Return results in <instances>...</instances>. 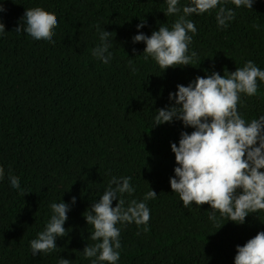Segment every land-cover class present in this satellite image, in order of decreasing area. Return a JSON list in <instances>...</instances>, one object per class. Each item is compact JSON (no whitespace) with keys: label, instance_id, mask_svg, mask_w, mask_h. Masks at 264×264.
Returning a JSON list of instances; mask_svg holds the SVG:
<instances>
[{"label":"trees","instance_id":"trees-1","mask_svg":"<svg viewBox=\"0 0 264 264\" xmlns=\"http://www.w3.org/2000/svg\"><path fill=\"white\" fill-rule=\"evenodd\" d=\"M189 0H180L179 6ZM0 264H92L83 250L93 245V227L83 213L91 211L112 177H131L135 189L123 195L146 203L150 220L117 224L120 258L116 264H234L237 245L264 231V211L236 224L210 205L183 207L172 192L170 178L178 165L171 144L179 145L185 127L173 119L155 126L156 111L175 105L169 99L177 85L188 86L197 76L227 75L251 60L264 70V0L252 9L236 8L235 18L219 27L216 11L192 14L195 23L189 55L191 65L163 72L151 57L145 59L142 32L150 36L161 25L171 29L178 18L167 15L166 0H0ZM41 7L54 13L58 26L53 40H35L14 31L26 9ZM182 14V13H181ZM145 21L143 28L137 25ZM259 25V29L253 25ZM100 30L112 32L105 64L92 55ZM135 49V51H133ZM131 61V63H130ZM132 68L136 71L133 72ZM254 96L240 95L238 113L246 122L264 115V82ZM264 171V169H262ZM9 174L19 178L11 187ZM153 189L155 199L144 200ZM76 197V203H71ZM68 203L64 224L68 235L57 237V248L32 255L30 241L49 222L52 203ZM118 203L114 200L112 206ZM139 233V235L137 234ZM97 264H107L99 262Z\"/></svg>","mask_w":264,"mask_h":264},{"label":"clouds","instance_id":"clouds-1","mask_svg":"<svg viewBox=\"0 0 264 264\" xmlns=\"http://www.w3.org/2000/svg\"><path fill=\"white\" fill-rule=\"evenodd\" d=\"M229 2L236 8L252 9L256 0H189L182 8L180 0H166L165 16H178L171 29L161 25L150 36L140 32L133 37V43L143 42L146 45L144 58H153L163 72L168 68L191 65L197 54L193 51L189 55L192 42L189 33L194 35L197 28L187 17L218 9L217 25L226 28L235 18L233 9L221 6ZM3 11V4H0V12ZM22 20L24 23L14 31L26 32L38 41L55 43L53 36L58 19L54 13L35 7L26 9ZM144 26L145 21L141 20L137 29ZM97 27L101 43L92 50V55L107 64L112 57L109 51L112 32ZM253 27L259 29L258 24ZM3 32L5 25L0 22V33ZM132 71L136 69L132 68ZM258 80L264 82V70L249 60L242 68L227 72V75L212 72L206 77L197 76L188 86L177 85V91L169 94L175 105L156 111L154 127L171 123L175 118L185 127L195 129L191 134L182 132L178 146L171 144L178 166L174 169L175 176L170 178V186L172 192L179 194L185 208L192 204L198 207L210 205V220L216 219L218 211L221 216L242 225L249 214L264 211V115L246 122L238 113L240 95L254 96ZM4 175L5 170L0 166V180ZM8 178L11 187L20 189L18 177L9 174ZM131 179L112 177L91 211L83 213L87 224L93 227L90 238L96 241L83 250L86 258H96L92 264L97 261L116 264L119 260L121 242L117 224L135 222L137 226L145 225V232L149 230L147 224L151 217L146 203L132 199L125 206L123 195L135 192ZM20 191L22 195L26 194L23 189ZM156 196L151 189L144 200ZM114 200L118 201L115 207L112 206ZM71 203H76V197H72ZM50 207L52 215L45 230L30 241L32 255L52 252L57 248V237L68 235L64 224L68 219L69 204L62 201L52 203ZM236 252L234 264H264V231L258 232L243 246L237 245ZM59 264H71V261L60 258Z\"/></svg>","mask_w":264,"mask_h":264}]
</instances>
